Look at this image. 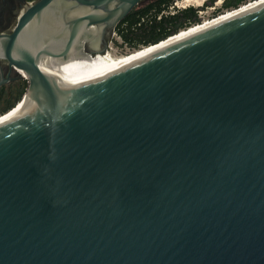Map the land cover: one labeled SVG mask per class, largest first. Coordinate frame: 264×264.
<instances>
[{
	"label": "water",
	"instance_id": "1",
	"mask_svg": "<svg viewBox=\"0 0 264 264\" xmlns=\"http://www.w3.org/2000/svg\"><path fill=\"white\" fill-rule=\"evenodd\" d=\"M74 1L0 41V264H264V3L105 71L136 0Z\"/></svg>",
	"mask_w": 264,
	"mask_h": 264
},
{
	"label": "flooded vegetation",
	"instance_id": "2",
	"mask_svg": "<svg viewBox=\"0 0 264 264\" xmlns=\"http://www.w3.org/2000/svg\"><path fill=\"white\" fill-rule=\"evenodd\" d=\"M39 1L40 0H0V41L4 38L11 36L24 11L30 5H34ZM58 2H61L62 5H56L59 4ZM58 2H54L55 5H53L54 7L52 11L53 16H55L56 13L60 12V6L65 7L64 13L65 15H67V13H69L70 11L69 9L74 5H77V2H75L74 0H58ZM104 4L123 5L126 3H124L123 0H108ZM147 5H176V0H136V2L134 3V7L130 9L126 16L116 24L112 33L109 36H105L103 43H107L106 48H108V41L111 42L114 34H116L117 31H119L120 29L126 31L125 27L127 26V23H123V20L130 14V19L136 18L138 16V11L142 7ZM75 14V16L79 15L77 13ZM97 36L99 43L98 47L85 46L84 48L78 49L77 51L79 53H87L92 50L102 49L103 44L101 42L100 33L97 34ZM20 73L21 72H18L15 67L11 64L10 59L5 57L2 48L0 47V116L6 114L5 112L11 109L12 105H14L15 102L23 95V93L25 94L27 90L28 76L22 77L20 76ZM21 103L22 102L18 101L17 105L13 107V109L18 107Z\"/></svg>",
	"mask_w": 264,
	"mask_h": 264
},
{
	"label": "trees",
	"instance_id": "3",
	"mask_svg": "<svg viewBox=\"0 0 264 264\" xmlns=\"http://www.w3.org/2000/svg\"><path fill=\"white\" fill-rule=\"evenodd\" d=\"M244 1L245 0H226L223 6L225 8H232V7L237 8ZM255 1L258 2L259 0H255ZM167 6L168 5H147L142 7L138 11V16L136 18L130 19L131 14L128 17H126L123 20V23H127V26L125 27L126 31H123V29L119 30V33L123 38V41L126 43L127 42L132 43L133 45L163 43L168 38L177 35L179 32L177 33L175 32L180 27H183L184 25L190 24L191 22L195 21L196 15L194 10L191 8L189 10L184 9L183 11H181L180 14L177 13H174L172 15L163 14L160 16V18H157L160 12L163 10V8H166ZM234 10L235 12L237 11V9ZM148 15L151 16L148 17ZM138 27L140 30L139 34H137L135 31ZM171 33H175V34L170 35ZM160 40L162 41L157 43Z\"/></svg>",
	"mask_w": 264,
	"mask_h": 264
},
{
	"label": "rangeland",
	"instance_id": "4",
	"mask_svg": "<svg viewBox=\"0 0 264 264\" xmlns=\"http://www.w3.org/2000/svg\"><path fill=\"white\" fill-rule=\"evenodd\" d=\"M194 1L198 2L200 0H191L190 4H188V6L184 4V0H176L178 7L176 5H168V8H163L164 11H175V13H177V14H180L181 11H183L184 9L189 10L191 8L194 10L195 15H196L194 22H191L190 24H186L183 27H180L175 32V33H177V32H179V33L173 37L168 38L165 42L159 43V44L150 43V44L133 45L132 43L124 42L121 34L119 33V31H117L116 34L113 36L111 42L108 41V45H110V47H111L110 50H108V51L112 54V56L114 58H117L118 60H123V59H127L130 57L132 58L136 55H141V54L145 53L146 51H148V49L153 48L154 46L163 45L166 42L177 38L179 35L187 34L188 32H191V31L197 29L198 27L203 26L205 23L209 24V23H213L215 21H218L220 19H223L224 17L228 16L229 14H232L233 12H235L234 9H236L233 7L232 8H225L223 5H224V2L226 0H203L202 4H200V5H195ZM261 1H263V0H261ZM256 2L257 1H255V0H245L238 7H240V10H242V9H245V8L250 7V6L258 4V2L257 3ZM171 7H173V8H171ZM150 16L151 15H148V17H150ZM137 29L135 31L137 34H139L140 33L139 27ZM175 33H171L170 35H173ZM111 36H110V39H111ZM169 36H167V37H169ZM153 44H156V45H153ZM23 95H24V93H23ZM23 95L15 102V104L21 100ZM15 104L13 106H15Z\"/></svg>",
	"mask_w": 264,
	"mask_h": 264
},
{
	"label": "bare ground",
	"instance_id": "5",
	"mask_svg": "<svg viewBox=\"0 0 264 264\" xmlns=\"http://www.w3.org/2000/svg\"><path fill=\"white\" fill-rule=\"evenodd\" d=\"M202 1L203 0H200L198 2L194 1V4L195 5H200V4H202ZM190 2H191V0H184V4L187 5V6H188V4H190ZM262 3H264V0L261 1V2H258V4H256V5H253V6H250L248 8L233 12L232 14H229L228 16L224 17L223 19H220V20L215 21L213 23H209V24L205 23L203 26L198 27L197 29H195V30H193L191 32H188L187 34L179 35L177 38H175L173 40H170V41L166 42L163 45L154 46L153 48L148 49V51H146L145 53H143L141 55H136V56H134L132 58L130 57V58H127V59L118 60L117 58H114L112 56V54L107 50L105 53H102L101 57L98 60L94 61V63L97 66H99L100 68H102L103 70L108 71L110 69H113V68L119 67L121 65L127 64L129 62L135 61L137 59L143 58V57H145V56H147V55H149V54H151V53H153V52H155V51H157V50H159V49H161L163 47H166V46H168V45H170L172 43H175V42H177L179 40H182V39H184V38H186V37H188V36H190L192 34H195V33L199 32V31H201L203 29H206V28H208V27H210V26H212V25H214V24H216L218 22H221V21H223V20H225V19H227V18H229V17H231L233 15H236V14L241 13L243 11L249 10L252 7H255V6L260 5ZM44 70H45L46 74L53 81L54 68H46ZM22 105H23V103H21L18 107L14 108L13 110L9 111L8 113L0 116V122L5 120V119H8V118H10L12 116L17 115V113L22 109V107H23Z\"/></svg>",
	"mask_w": 264,
	"mask_h": 264
},
{
	"label": "built area",
	"instance_id": "6",
	"mask_svg": "<svg viewBox=\"0 0 264 264\" xmlns=\"http://www.w3.org/2000/svg\"><path fill=\"white\" fill-rule=\"evenodd\" d=\"M176 6L178 7V5H177V3H176ZM166 8H168V6L166 7ZM171 8H173V7H171ZM175 13V11H164V9L161 11V13L158 15V17L157 18H160V16L161 15H167V14H170V15H172V14H174ZM114 34V33H113ZM115 35V34H114ZM110 45H108V48H107V50H110Z\"/></svg>",
	"mask_w": 264,
	"mask_h": 264
}]
</instances>
